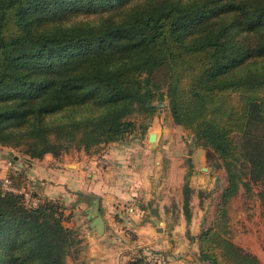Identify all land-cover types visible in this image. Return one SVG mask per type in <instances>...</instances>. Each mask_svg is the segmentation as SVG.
Instances as JSON below:
<instances>
[{"label": "trees", "instance_id": "trees-1", "mask_svg": "<svg viewBox=\"0 0 264 264\" xmlns=\"http://www.w3.org/2000/svg\"><path fill=\"white\" fill-rule=\"evenodd\" d=\"M159 101L226 172L201 260L258 264L230 237L229 203L244 188L264 217V0H0V146L32 159L98 153ZM7 178L17 190L0 180V264H68L81 243L68 207L28 200L24 171Z\"/></svg>", "mask_w": 264, "mask_h": 264}, {"label": "crops", "instance_id": "crops-1", "mask_svg": "<svg viewBox=\"0 0 264 264\" xmlns=\"http://www.w3.org/2000/svg\"><path fill=\"white\" fill-rule=\"evenodd\" d=\"M149 134L135 133L104 145L90 160L82 159H87L85 165L75 168L52 162L55 158L50 154L42 159L24 156L27 160L15 154L10 159L8 151L14 150L0 146V180L11 172L24 171L22 192L28 199H60L77 208L86 202V213L76 212L69 223L78 230L81 243L78 254L68 257V264H129L135 256L147 257L150 264H210L201 260L197 239L205 220L196 213L187 220L183 210L185 182L183 177L180 183L175 181L184 168L178 166L175 154H164L162 142L150 144ZM203 151L198 147L191 157L196 167L203 163ZM180 188L182 201L176 199ZM96 200L105 222L102 234L93 227V216L85 222L87 209ZM176 204L177 211L181 209L173 216ZM256 217L257 223L236 229L238 219L229 213L230 235L235 244L257 257L258 264H264V217Z\"/></svg>", "mask_w": 264, "mask_h": 264}, {"label": "rangeland", "instance_id": "rangeland-1", "mask_svg": "<svg viewBox=\"0 0 264 264\" xmlns=\"http://www.w3.org/2000/svg\"><path fill=\"white\" fill-rule=\"evenodd\" d=\"M160 102L162 101L155 102L157 109L152 115L139 112L135 113L132 116V118L139 125L136 134L142 132L141 124H145L146 130L145 133H142L143 135H147L149 133H156L157 135L156 141L150 142V144L154 143L156 145H159L162 142L163 144L161 147L165 152L164 154H169L171 152L173 155L175 154L178 162H180L178 166H180V168H184V174H180L179 172L178 177L175 178L176 182L180 183V180L183 177L182 182L184 183L186 174L190 172L189 182L194 186L191 197V203L193 202V206L191 205V208H193L192 213H196L200 218H204L205 226H207L214 218L217 208V202L222 194L224 187L226 186V172L223 168H216L212 165L210 159H207L206 151H203L205 153L202 157L203 163L201 164L204 166V168H202L200 164L198 165V167H196L194 163H192L191 157L194 155L195 149L198 148L194 140V135L190 130L184 128L181 125L175 124L173 117L168 110L167 101H163L165 105H159ZM163 145L167 146L168 148L163 147ZM188 149L194 150L189 152L187 151ZM168 150L170 151L168 152ZM8 152L10 159H13L15 154L18 155L20 159L22 158V160L26 159L24 155L20 154L19 151H17V149ZM164 156L165 157L163 159V165L164 168H167V157L166 155ZM83 158H89L90 160L92 158V149L87 153L84 150L72 148L68 152L64 153L61 158H55L51 160L52 162L60 161L66 165L70 164L69 167L75 168L77 164L79 165L81 163L85 165V163H87V159L82 160ZM191 165L193 167H190ZM256 191L257 187L254 188V192ZM79 198L80 197L78 195L77 199ZM182 198L183 192L180 188L176 199L181 200ZM30 200L32 199L30 198ZM85 203L86 202L82 204L83 206L78 207L79 210L76 206H67L68 213L72 214V217L74 218L77 214L76 212H78V214L86 213V210H84V206L86 205ZM88 205L89 204H87V206ZM177 209L178 205L176 207L174 206L173 216H176V214H178V211L180 212L181 208L178 211ZM88 211L89 209H87V212ZM261 211L262 207L259 198L255 194L247 195L244 188H241L240 193L237 196H234L229 203V213L234 216V218L238 219L236 221V229H242L252 225L253 223H257L258 217L256 216L262 215ZM244 216H246V220L243 219ZM85 217V222L89 223V217ZM230 237L232 238L231 235Z\"/></svg>", "mask_w": 264, "mask_h": 264}, {"label": "water", "instance_id": "water-1", "mask_svg": "<svg viewBox=\"0 0 264 264\" xmlns=\"http://www.w3.org/2000/svg\"><path fill=\"white\" fill-rule=\"evenodd\" d=\"M153 105L156 106L155 103ZM159 105H165V103L162 101L159 103ZM156 139H157L156 133L149 134V140L151 142H155ZM88 212H89V218H92V216L94 217L93 227L98 231L99 234L104 233L105 222L102 215L100 214V205L98 200H96L95 203L90 206Z\"/></svg>", "mask_w": 264, "mask_h": 264}, {"label": "built area", "instance_id": "built-area-1", "mask_svg": "<svg viewBox=\"0 0 264 264\" xmlns=\"http://www.w3.org/2000/svg\"><path fill=\"white\" fill-rule=\"evenodd\" d=\"M3 188H4L5 190H9V191H15V190H16L15 187L13 186V184H12V181H11L10 179H8V178H6V179L4 180V182H3ZM32 203H33V204H36L37 201L34 200Z\"/></svg>", "mask_w": 264, "mask_h": 264}]
</instances>
